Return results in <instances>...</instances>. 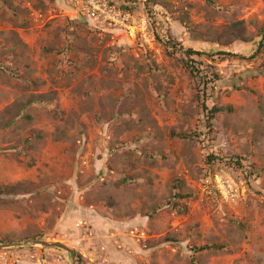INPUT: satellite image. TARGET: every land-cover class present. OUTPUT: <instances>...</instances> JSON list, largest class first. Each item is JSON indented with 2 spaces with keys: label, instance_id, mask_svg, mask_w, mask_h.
Returning a JSON list of instances; mask_svg holds the SVG:
<instances>
[{
  "label": "rangeland",
  "instance_id": "rangeland-1",
  "mask_svg": "<svg viewBox=\"0 0 264 264\" xmlns=\"http://www.w3.org/2000/svg\"><path fill=\"white\" fill-rule=\"evenodd\" d=\"M94 1L0 0V263L264 264V0Z\"/></svg>",
  "mask_w": 264,
  "mask_h": 264
},
{
  "label": "trees",
  "instance_id": "trees-1",
  "mask_svg": "<svg viewBox=\"0 0 264 264\" xmlns=\"http://www.w3.org/2000/svg\"><path fill=\"white\" fill-rule=\"evenodd\" d=\"M122 9H124L125 11H129L130 10V8L129 7H122ZM244 29H243V23H235V24H233L229 29H228V35H229V37L231 38V43H233V42H235V41H246L245 40V38H244ZM260 35H261V40L258 42V49H257V51L253 54V55H251V57L250 58H256V56H258V54H260L261 52H262V50L264 49V29L263 30H261V32H260ZM169 43V45H171V47H173L175 50H177L178 48V46H179V43L178 42H176V41H169L168 42ZM197 53L195 52V51H193L192 49H188L187 51H186V55L189 57V58H192L194 55H196ZM228 55H230V56H235V57H237L238 55H234V54H231V53H228ZM242 58H247V57H242ZM249 58V59H250ZM187 64V63H186ZM187 66L188 67H190L191 69L190 70H192L193 72H194V68H196L195 66H192V65H190V64H187ZM196 70H198V68H196ZM218 76L217 75H215V78H217ZM34 102V100H32V101H30L29 102V105L31 104V103H33ZM231 109H223V108H220V107H213L210 111H209V113H208V116H207V123H208V125L212 128V122L216 119V116L218 115V114H220V113H224V112H226V111H230ZM200 135L199 133H193V134H182V135H172V136H175V137H181V138H183V139H187V138H195V136L196 135ZM208 158V161H209V165L211 166V171L212 172H223L224 171V167H225V165H224V167L222 168L221 166H223L222 165V160H220V159H216L214 156H208L207 157ZM242 158L240 157V156H237L236 157V159H232V163L231 164H229V166L230 167H233V168H235L236 170L238 169V170H240V167H242V164H241V162H240V160H241ZM217 161H220V164L219 163H217ZM229 167V168H230ZM233 168H230L231 170H233ZM228 170V169H227ZM230 172V171H229ZM240 173V172H239ZM5 192L6 193H8V194H12V193H14L15 192V189L14 188H6L5 189ZM210 248H215V249H221V246L220 247H218V246H214V247H202V249L201 250H207V249H210ZM75 254V257L76 258H78V262H79V264H80V262H81V257H80V255H78V254H76V253H74Z\"/></svg>",
  "mask_w": 264,
  "mask_h": 264
},
{
  "label": "built area",
  "instance_id": "built-area-1",
  "mask_svg": "<svg viewBox=\"0 0 264 264\" xmlns=\"http://www.w3.org/2000/svg\"><path fill=\"white\" fill-rule=\"evenodd\" d=\"M76 1L79 4H85L86 6H87V4L91 5L92 7L95 8V10H99L101 8V6H102L99 2L94 1V0L93 1H87V3L85 2V0H76ZM101 14L104 15V16H107L106 17V19H108L107 21H109V20L110 21L111 20L115 21L117 16H118L113 10H107V11L102 10ZM216 177H217V183H218V186H219L220 190H224L227 193H230L229 190H231V191L233 190L232 184L229 181H227L225 179V177H222V176H219V175H217Z\"/></svg>",
  "mask_w": 264,
  "mask_h": 264
},
{
  "label": "water",
  "instance_id": "water-1",
  "mask_svg": "<svg viewBox=\"0 0 264 264\" xmlns=\"http://www.w3.org/2000/svg\"><path fill=\"white\" fill-rule=\"evenodd\" d=\"M43 245L47 246V243H43ZM4 247L3 245H0V248Z\"/></svg>",
  "mask_w": 264,
  "mask_h": 264
},
{
  "label": "clouds",
  "instance_id": "clouds-1",
  "mask_svg": "<svg viewBox=\"0 0 264 264\" xmlns=\"http://www.w3.org/2000/svg\"><path fill=\"white\" fill-rule=\"evenodd\" d=\"M215 174H218V175H220V173L219 172H214Z\"/></svg>",
  "mask_w": 264,
  "mask_h": 264
}]
</instances>
